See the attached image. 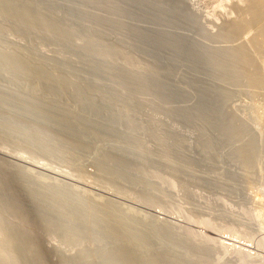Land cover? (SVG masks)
<instances>
[{"label": "rangeland", "instance_id": "rangeland-1", "mask_svg": "<svg viewBox=\"0 0 264 264\" xmlns=\"http://www.w3.org/2000/svg\"><path fill=\"white\" fill-rule=\"evenodd\" d=\"M254 1L0 0V264H241L256 250Z\"/></svg>", "mask_w": 264, "mask_h": 264}, {"label": "bare ground", "instance_id": "bare-ground-1", "mask_svg": "<svg viewBox=\"0 0 264 264\" xmlns=\"http://www.w3.org/2000/svg\"><path fill=\"white\" fill-rule=\"evenodd\" d=\"M258 2H259V0H257ZM256 1V2H257ZM257 2V3H258ZM264 2V1H263ZM260 3V2H259ZM261 3H262V1H261ZM263 4V3H262ZM252 5V4H251ZM251 7V10L250 11H252L253 12V19H252V17H251V19H252V21H249L248 23H252L253 25H255V27H257L258 26V32L256 33L257 35H256V38L255 37H253V39H254V42L255 43H261V42H264V22H263V20H262V18H261V16L263 17L264 15V13L262 14L261 12H264V5H261V6H259V4H256L255 3V1H254V3H253V5L252 6H250ZM249 8V7H248ZM248 19V18H247ZM262 20V21H261ZM241 23V22H240ZM247 23V22H246ZM246 23H243V25L244 24H246ZM236 24V23H235ZM237 24H239V23H237ZM232 25V24H231ZM230 25V26H231ZM249 25V24H248ZM229 26V27H230ZM235 26V25H234ZM233 26V27H234ZM246 26V25H245ZM244 26V27H245ZM232 27V26H231ZM236 28H239L240 29V27L237 25V26H235ZM241 27H243L242 26V23H241ZM249 27V26H248ZM232 29V28H231ZM230 29V32L232 33V30ZM234 30H235V28H233ZM233 30V31H234ZM237 31V30H236ZM235 31V32H236ZM229 32V31H228ZM256 41H258V42H256ZM254 43V44H255ZM263 46V45H262ZM240 49H242V48H237V49H235L236 50V55H235V57L237 58V60H239V61H237V60H235V61H237V63L239 62V63H243L244 62V58L246 57V55H244L245 53H244V51L245 50H243V49H245V48H243L242 50H240ZM246 52V51H245ZM234 53V52H233ZM234 53V54H235ZM251 53V52H250ZM234 56V55H233ZM247 58V57H246ZM248 58H249V56H248ZM233 59V58H232ZM249 60V59H248ZM250 61V60H249ZM247 61H245V63H246ZM234 64V63H233ZM237 65V64H236ZM241 67V66H240ZM240 70V69H239ZM240 72V71H239ZM249 73V72H248ZM243 75V74H242ZM246 75V74H245ZM257 76V75H256ZM250 78L252 79V80H256V78H255V76L252 74L251 76H250ZM260 79V78H259ZM260 81V80H259ZM234 119V118H233ZM233 121H236V117H235V120H233ZM232 121V122H233ZM239 123V122H238ZM232 125H234V123L233 124H231L230 126H232ZM240 127V126H239ZM234 128H235V126H234ZM240 129H241V131H242V133L244 132L243 131V127H240ZM240 133V132H239ZM238 133V134H239ZM241 134V133H240ZM246 134V133H245ZM247 135V134H246ZM238 136H240V135H238ZM241 137H242V135H241ZM256 137V136H255ZM242 138H244V135H243V137ZM246 140V139H245ZM248 142V141H247ZM254 142H255V139H254ZM250 144V143H249ZM244 145V144H243ZM245 146V145H244ZM243 146V148H245ZM258 146V145H257ZM247 148V147H246ZM245 148V149H246ZM249 150V149H248ZM247 150V153L249 154V153H251L252 154V150L249 152ZM244 151H246V150H244ZM245 154V153H244ZM247 155V154H246ZM245 155V156H246ZM259 155V154H258ZM256 156V155H255ZM252 157V156H251ZM211 243V242H210ZM209 245V244H208ZM255 251L254 250H252L251 249V251L249 250V251H247L246 249H241V251L239 252L240 254H242V256H240V258L242 259V261H240V263L241 264H264V240H263V242L260 244V245H258V246H256L255 247ZM239 254V255H240ZM240 259V260H241Z\"/></svg>", "mask_w": 264, "mask_h": 264}]
</instances>
